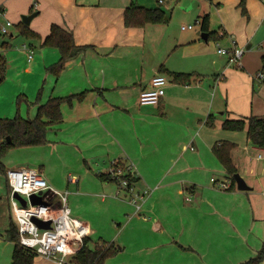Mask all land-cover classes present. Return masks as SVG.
I'll list each match as a JSON object with an SVG mask.
<instances>
[{
	"label": "crops",
	"instance_id": "1",
	"mask_svg": "<svg viewBox=\"0 0 264 264\" xmlns=\"http://www.w3.org/2000/svg\"><path fill=\"white\" fill-rule=\"evenodd\" d=\"M240 2L178 0L185 11L192 10L182 22L194 20L198 27L183 24L176 33L155 0H0V22L13 23L9 37L15 33L34 41L28 45L34 50L37 46L29 61L26 49L5 52L12 43L0 40L11 44L0 49L7 58L0 118L18 110L32 119L50 97L86 92L83 101L62 104L63 120L49 129L47 144L34 146L53 149L62 173L51 176L41 157L17 168L37 169L54 190L70 192L71 211L89 228V238L119 248L105 264H242L263 246L264 149L250 143L247 127L223 128L226 120L264 117V79L257 78L264 66V0H246V14ZM132 3L161 7L165 22L126 27L124 12ZM34 13L28 26L41 41L17 29L22 16ZM207 14L209 32L218 40L198 34ZM53 24L72 31L78 45L91 46L69 60L59 77L47 73L59 50L41 45ZM219 41L226 48L235 41L245 50L240 68L228 65V57L218 52ZM173 73L191 74V83L175 82ZM157 74L168 80L165 95L156 105H143L140 93L151 88ZM12 83L26 97L19 108L12 103L16 91L7 108L1 104ZM41 89L40 102L34 103ZM223 141L235 144L231 157L250 189L231 187L214 152ZM115 160L134 168L132 185L145 197L139 213L115 181L99 177L109 174ZM211 178L230 187L219 188ZM69 183L72 187L65 186ZM5 219L0 214L5 226L0 264H11L14 243L4 238ZM35 264L55 263L36 255Z\"/></svg>",
	"mask_w": 264,
	"mask_h": 264
},
{
	"label": "trees",
	"instance_id": "2",
	"mask_svg": "<svg viewBox=\"0 0 264 264\" xmlns=\"http://www.w3.org/2000/svg\"><path fill=\"white\" fill-rule=\"evenodd\" d=\"M246 0H241L240 6L243 14H246ZM165 11L161 7L146 8L132 3L125 9L124 23L126 27H143L149 23L165 22ZM210 16L207 14L201 21V30L209 32ZM20 35L29 39H38L41 41L39 34L30 29L23 22L17 26ZM208 40H218L217 33L209 32ZM42 46L54 47L59 50L60 58L54 64L47 67V73L59 77L66 63L77 57L80 53L91 48V46L78 45L75 42L72 31L67 30L59 25L53 24L49 35L42 41ZM11 44L0 42L1 48H10ZM264 63V57H263ZM163 71L166 69L161 68ZM262 73H264V66ZM7 75V59L0 53V85L5 81ZM191 74L173 73V79L177 83H191ZM42 89L34 103H39ZM86 92L71 95L68 97H50L46 102L40 104L36 116L32 119L24 118L20 112L13 118H0V175L7 173V168L3 163L4 156L14 148L41 146L47 144V133L49 129L63 120L61 106L63 103L73 104L74 99L83 101ZM18 99V103H19ZM247 127V136L250 143L256 147L264 149V117L251 116L246 120H226L223 128L232 131H242ZM235 144L229 141H223L214 147V152L219 161L225 167L231 180V187L236 186L235 174L238 172L233 163L231 152ZM99 177L102 180H111L109 174L101 173ZM131 182L133 176H129ZM8 190L11 194V187L8 184ZM6 238L14 243V250L11 264H35L36 254L25 249L19 242L18 226L11 219L9 228L6 232ZM119 252L116 243L99 242L95 245L89 237H85L83 248L72 258L73 264H105L109 258L114 257ZM264 261V244L257 254L242 264H261Z\"/></svg>",
	"mask_w": 264,
	"mask_h": 264
},
{
	"label": "built area",
	"instance_id": "3",
	"mask_svg": "<svg viewBox=\"0 0 264 264\" xmlns=\"http://www.w3.org/2000/svg\"><path fill=\"white\" fill-rule=\"evenodd\" d=\"M164 4L165 0H156ZM4 15L0 10V17ZM13 23L6 20L0 22V36H9ZM192 28V26H187ZM183 29L186 27L183 26ZM222 36V34H220ZM218 52L228 57V65L240 68L245 50L233 41L230 48L222 47L217 43ZM23 49L28 51V60H32L33 48L24 44ZM258 79H264V73L257 74ZM167 78L162 74L153 77L151 88L140 93V103L156 105L165 95ZM134 168L121 161L112 162L109 175L118 185V192L126 191L135 213L141 212L144 195L135 191L129 176L134 175ZM6 178L11 187L10 206L18 226L19 242L27 250L55 264H73L72 258L84 246L85 237H89V228L82 220L72 215L69 204L68 190L56 191L49 184L44 175L37 169L12 168L7 170ZM212 183L219 188L228 189V182H218L211 178ZM17 193L27 200L23 206L15 197ZM148 193V191H146ZM40 196L42 203L33 204L31 197ZM38 220L50 222L48 228H41Z\"/></svg>",
	"mask_w": 264,
	"mask_h": 264
},
{
	"label": "rangeland",
	"instance_id": "4",
	"mask_svg": "<svg viewBox=\"0 0 264 264\" xmlns=\"http://www.w3.org/2000/svg\"><path fill=\"white\" fill-rule=\"evenodd\" d=\"M177 1L169 0L167 3L161 4V5L159 4L162 8H164L167 11V15H170L169 25L172 27L173 30L176 31V33L177 32H182L181 31V26L184 24L182 22V20H184V17L186 16L185 14H188L189 12L192 11V10H190V11L186 10L185 11L184 7L181 6V4H177ZM155 2H156V6H157L158 3H157L156 0H155ZM188 24H193V25L198 27V24L194 20H193V22H186L184 25H188ZM14 36H15V38H10L9 36H6V37L5 36H3V37L0 36V40L5 39V40H8V41H10L12 43V48L8 49V50H5V52H7V51H9V52L20 51V50L23 49L22 48L23 44L36 45L34 43V41L31 42V41L25 39L24 37H20V36L16 35L15 33H14ZM17 40H19L20 42L17 41ZM219 44H220V41H219ZM35 50L37 51V46H36ZM34 56L35 55L33 54L32 58H34ZM13 77L14 76H12V78ZM43 85L44 84H42V86ZM17 87H18V85L14 86V84L12 83L11 89L8 92L5 93V97L6 98L3 100V102L1 104L6 106V108L9 105V96L11 94H13L15 91H16L15 98L12 101V103L14 102L13 105L15 104V107L19 108V105H21V104L25 105L26 104V102L24 101L26 99V97L23 94H21L22 91H18L17 92V90H16ZM43 91H44V89L42 90V94H43ZM18 99L20 101L19 103H18ZM17 113H18V110L16 111V114ZM16 114L14 112L13 114H11V116H7V117L8 118H13V117H15ZM39 157L43 158L48 163L47 164V169L52 172V173H50L51 176H53V172L57 173V174L58 173L59 174L62 173L63 168H64L63 164H62V161L59 159L58 156H54L53 155V149H51L49 151V148L48 149H42L41 147H34V146L26 147V148H24V147L14 148V149H11L4 156L3 159H4V162L6 163L8 168H17L18 164H21V163H24V162L37 161L39 159ZM112 162H110V164L108 166L109 168L107 169V171L110 169ZM92 169H93L94 173H95V170H97L96 167H93ZM60 170H61V172H60ZM76 175L78 177H81V174L79 172L76 173ZM68 185H69V187H72L71 183H69L67 185L65 184V186H68ZM10 198H11V194H10V192L8 190L7 178H6L5 175H0V214L4 215V218L6 217L5 220L7 221V227L10 225V222H11L10 221V217L13 216V213H12V210H11V206H10ZM69 204L73 208L74 204H73V202L71 200L69 201ZM79 209H82V206H80ZM72 215L75 217L74 212L72 213ZM12 219L15 221L14 216H13ZM4 227H3V224L1 225V220H0V230H4ZM7 230H8V228H7ZM5 234H6V232H5ZM4 238L6 239V236ZM91 240H92V244L96 243V242H100L99 239H96L94 237H92Z\"/></svg>",
	"mask_w": 264,
	"mask_h": 264
},
{
	"label": "water",
	"instance_id": "5",
	"mask_svg": "<svg viewBox=\"0 0 264 264\" xmlns=\"http://www.w3.org/2000/svg\"><path fill=\"white\" fill-rule=\"evenodd\" d=\"M36 14H31V15H26V16H22L23 22L26 25H29L32 18L35 16ZM199 35H201L203 38L207 39L208 37V33L205 32H198ZM235 180L238 186V189L240 190H248L250 189V187L247 185L246 181L244 180V178L239 174L236 173L235 174ZM14 197L23 205L25 206L27 203V200L25 198H23L22 196H20L19 194L15 193ZM32 203L33 204H39L42 203V199L40 196H32L31 197ZM38 224L41 228H48L50 225V222H44V221H40L38 220Z\"/></svg>",
	"mask_w": 264,
	"mask_h": 264
}]
</instances>
